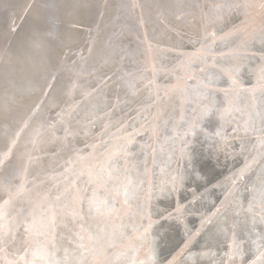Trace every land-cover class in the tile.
Segmentation results:
<instances>
[{
  "label": "bare ground",
  "instance_id": "bare-ground-1",
  "mask_svg": "<svg viewBox=\"0 0 264 264\" xmlns=\"http://www.w3.org/2000/svg\"><path fill=\"white\" fill-rule=\"evenodd\" d=\"M23 1L0 0V153L12 147V142L8 147V141L22 123L11 155L0 166V200L7 193L3 186L14 188L17 176L25 168L28 178L33 180L32 189L13 201L11 214L15 215L16 209L30 208V201L45 194L53 197L54 202L49 203L58 212L57 227L46 237H37L47 240L48 251L55 254L49 259L59 264H139L140 261L229 264L225 253L229 251L233 233L237 241H244V262L258 254L252 242L257 240V233L264 234L261 222L264 217V89L257 86L264 67V16H258L256 7L260 0H134L142 32L147 34L148 29L154 41L161 45L187 52L198 43L194 37L204 35L207 28L226 38L213 51L221 52L220 57L187 59L185 69L195 70L200 61L202 73L194 76L193 71L167 73L170 75L168 86L158 91L155 99L143 87L141 79L156 69L171 66L181 55L143 48L132 20L136 17L127 0H104L99 9L101 19L95 23L86 50L88 57L79 65H68L59 54L64 49L82 46L80 31L74 24L93 23L98 0H35L16 31L8 34L6 21L16 14ZM158 14L164 15V23L155 21ZM244 19L247 21L241 27H246L238 35L229 37L232 31L228 29ZM113 27L119 30V35H113ZM115 67L120 70L110 84L105 83L84 96H78L79 89H72L71 94L66 90L74 73L90 68L102 74ZM226 72L235 74L240 86L249 85L248 88L240 90L239 86L225 97L224 92L215 88L230 85ZM84 82L75 83L85 88L83 84L87 86L88 82ZM205 84L213 87L205 88ZM75 98L74 109L66 112L72 115L59 123L64 126L60 144L55 136L56 127L45 126L53 111L63 105L67 108ZM151 100L156 102L153 106L148 105ZM229 101L232 111L223 122L227 136L224 143L212 134L221 126L216 109L225 107ZM213 104V111L202 123L206 133L198 130L195 137L183 138L202 107ZM112 106V118L124 112L125 120L130 117L128 128L116 134L115 126L106 128V122L102 147L107 146V151L93 153L80 167L70 171L75 152L72 150L95 131L86 122L98 117L94 123L98 128L106 120L102 113ZM142 109L146 111L138 113ZM145 113L150 116L146 117ZM140 124L145 125L140 128ZM233 128H237L236 133ZM134 130L138 131L132 134ZM185 139L192 142L188 148L193 157L192 167L187 157L181 156ZM150 141L152 151L147 156ZM46 151L52 155L43 158L42 153ZM107 156H111V167L115 165L111 180L97 166ZM29 157L33 158L31 162ZM76 162L79 161L74 159L71 164ZM246 165L250 166L246 168ZM90 167L95 174L103 175L99 183H88ZM242 169L243 179L236 181L235 175ZM82 171L84 175H80ZM181 173L184 181L178 193L157 195L162 184L167 185ZM44 174L51 183L38 184L37 175ZM73 180L77 182L71 188ZM124 185H128L130 192L127 204L122 194L115 195L116 191L122 193ZM76 190L84 197L82 204L72 200ZM94 190L100 198H107L110 204L114 202L118 211L103 216L90 213L87 197ZM58 195L61 199L56 201ZM177 199L185 205L183 223L162 218L170 212L176 215L173 210ZM73 209L78 212L75 218L70 214ZM149 215L155 221L149 236L137 238L148 226ZM89 233L102 234L100 243L104 253L100 251V244L89 243ZM189 237H192L190 242ZM22 238L23 227L17 232V242H9L5 252L0 253V264L16 260L13 254L21 249ZM80 244L95 251H85ZM213 252L215 256L211 255ZM119 253L123 255L116 259ZM150 253L155 255L154 262L148 261Z\"/></svg>",
  "mask_w": 264,
  "mask_h": 264
},
{
  "label": "snow or ice",
  "instance_id": "snow-or-ice-1",
  "mask_svg": "<svg viewBox=\"0 0 264 264\" xmlns=\"http://www.w3.org/2000/svg\"><path fill=\"white\" fill-rule=\"evenodd\" d=\"M235 7H240V5H235ZM261 7L264 8V3L261 4ZM213 35H215L213 33ZM203 71V69H201ZM226 75H228L230 85L228 88H222L220 91L225 93V97L228 96L229 92L240 86V81L237 79L236 75L232 72H226ZM259 88L264 89V67L261 68L260 74L258 76V85ZM205 88L212 87L211 84H205ZM252 91H255V89H252ZM206 98V97H205ZM213 105H204L198 114L197 117H195L192 122L188 125V128L184 132V137L187 138L189 136L195 137L197 135V131L205 132L206 130L202 127V123L205 120L206 117H208L211 112L213 111ZM216 111L219 114V119L221 121V126L212 134L215 137L219 138L221 142L226 143L227 142V136L223 132V122H225L226 117L231 113L232 107H231V101L223 107L216 109ZM247 125V122H246ZM107 128V125L105 126ZM22 130V129H21ZM247 130V127L245 128ZM237 132V128H233V133ZM19 136V133H17V137ZM129 142H131V136L129 137ZM192 142L185 139L184 147L181 150V156L187 157L189 162V167H192V154L188 151V148ZM16 144V140L14 139L12 141V147H14ZM12 147L9 148V150L5 153H0V166H4L5 162L8 160L9 156L12 153ZM93 148H95V145H93ZM33 158L29 157V161L31 162ZM78 159H83L82 157H78ZM255 162V161H253ZM250 165H246V168ZM95 167V166H92ZM99 172L103 175H106L107 180L112 179V168H111V156H107L105 158L104 163H98ZM243 172L244 169L241 170V173L239 175V179H243ZM85 173L82 171L80 175H84ZM22 175H26V168L23 170ZM88 183H99L103 179V175H97L92 170L91 167L89 168L88 172ZM184 181L183 174H178L174 176L171 181L168 182L167 185L162 184L159 189L157 190V195L160 196H167L171 195L173 193H178L179 187L182 186ZM76 181H71V188L75 187ZM106 183V181H105ZM128 184H131V181L128 182ZM233 184H235V181H233ZM4 190L8 193V199L4 200L3 203H0V253L5 252L6 246L9 242L15 244L17 242V232L21 227H23V238L21 243V250L22 254L18 256L16 260H7L6 264H19L20 261L23 262V264H59V261H53L50 260V256H54V253H50L48 251V242L47 240L41 241L38 240L37 237H46L49 231L54 232L55 228L57 227V216L58 212L56 210V207L52 203H47V206H45L46 202L48 201L49 197L47 194L41 196L36 201H30L31 207L28 209L20 208L16 209V214H11L12 204L13 201L20 199L23 197L25 192L27 191L24 187V183H21L20 185L16 186L15 189L9 185L3 186ZM66 192L69 191V189L65 190ZM77 194L72 196V200L75 203L82 204L84 197L79 195V190H76ZM123 195L124 197V203L127 204L128 199L130 198V192L128 185L123 186L122 193L120 191H116L115 195ZM149 196L151 198V190L149 193ZM61 197L58 195L55 197L56 201H59ZM87 205H88V211L90 213H94L96 215H109L112 212L118 211L115 208V203L112 204L109 203L107 198H100L97 196L96 191H93V194L90 197H87ZM67 208V205L64 206ZM185 208V205H182L179 203V200L177 199L176 207L173 210L176 215L173 216V213H168L167 217H162L163 219H176L178 222L183 223V210ZM249 210H251V205L249 207ZM73 218H75L78 215V212L76 210H71V213ZM148 226L144 228L143 233L139 235L137 238H142L149 236L150 229L152 227V224L155 223V221H152L151 216H148ZM210 222V221H209ZM261 222L264 223V217L261 218ZM255 230V229H253ZM102 231V230H101ZM135 231V230H134ZM123 235V233H121ZM81 240L84 239L83 236L79 237ZM87 239L89 243L96 242L97 244H100V251L101 253L105 252V248L103 244H101L102 240V234H96L93 235L91 233L88 234ZM192 237H189L188 242H190ZM186 242V244L188 243ZM256 246V250L259 252V255L255 256L253 260H250L247 262V264H264V234L257 233V240L252 242ZM109 246H111L112 242L111 239L108 241ZM244 241H237L235 233H233V239L232 243L229 246V251L225 253V255L228 257L229 264H244V257L246 255L243 247ZM34 245V246H33ZM79 247L84 248L85 251H95V249L92 248H86L84 244H80ZM29 254L31 255V259H28ZM209 253H202V255H208ZM123 255V253H119L116 256V259H119V256ZM212 256H215V253H211ZM149 262L155 261V255L153 253L149 254L148 257ZM135 264V262H134ZM139 264H146L145 261H140Z\"/></svg>",
  "mask_w": 264,
  "mask_h": 264
},
{
  "label": "water",
  "instance_id": "water-1",
  "mask_svg": "<svg viewBox=\"0 0 264 264\" xmlns=\"http://www.w3.org/2000/svg\"><path fill=\"white\" fill-rule=\"evenodd\" d=\"M34 1L35 0H24L22 2V4L20 5L16 14L15 15L10 14L11 16L7 19L6 25H5V28H6V31L8 34L14 33L16 31V29L18 28L20 23L23 21L26 13L28 12L31 4ZM262 3H264V0L259 1V4H260L259 6H258V4L256 5V7L258 8L257 14H259L258 16H260V17L264 16V11H261L263 9L261 7ZM103 4H104V0H98V5H97L98 9L95 12V17H94L93 23H91L88 26L86 24H82V23H75L74 24V28L80 31V35H81V38L83 40V43H82V46H80V47L73 48V49H64L62 52H60V54H59L60 59L66 60L68 65H79V63H81L83 60L87 59L88 56H87L86 50L89 48L88 44L90 43L91 33L94 31V26L96 25L95 23H97L101 19V12H100L101 10H99V9L101 8V6L103 7ZM127 4L129 6V9L134 13V16L136 17V19H132V20L134 21V24L136 25V29L138 30V36L140 38L139 43L143 45V48L145 50H148V48H151L152 50H154V49L167 50V51L169 50L170 52H175L176 55H181L180 58L176 59L171 66L161 67L159 69H156L152 74H149L146 77V79H144V77L141 79L142 81H144L143 87H146L149 90L153 99L156 98V93L159 94L158 91L163 90L164 87L168 86V80H169L170 75H167V73L168 74L169 73H171V74L175 73L176 74L179 72L183 73L185 71V74L186 73L190 74L193 71V76H194V74L202 73V71H201L202 62L200 63V61L197 63L198 67H196L195 70H193V68L191 70L185 69L187 67V64H188L187 59L193 61L196 57L200 58V59H204L203 57H220V55L222 54L221 52L213 53V51L219 49L218 48L219 43H221L224 39L226 40V38H224V36H218V34L215 33L216 31L213 28H207L204 35H202L200 37L195 36L194 38L198 40V43L196 44L195 47H193V49H190L187 52L175 50L174 48H172L168 45H161L162 43H158L157 41H154V39L149 34L148 29H147V34L145 33V31L142 32L141 22L139 21L138 15L136 12L137 7L135 4V1L134 0H127ZM163 18H165L163 14H158L157 16H155V21L160 24L163 22ZM244 21L246 22L247 19L241 20L239 23L232 25L228 29V31H232L229 37H231L233 35H235V36L238 35L240 33L241 29H244L246 27V25L244 27H241L243 25ZM144 23H146V21H144ZM113 29L115 31L114 27L111 29V31H113ZM172 32H175V31H172ZM213 32L215 35H213ZM119 34H120L119 30H116L113 33L114 36L115 35L117 36ZM207 42H209V43H207ZM231 50L232 49L230 48L229 51H231ZM227 52H228V49L224 53L226 54ZM184 53H187V54H185V56H183ZM119 70H120L119 67H115L113 69L112 68L109 69L108 73L105 72L102 74H97L98 70H93L90 68L87 70L83 69V71H81V72L74 73V75H77V77H74V75L71 77L69 82L73 81V83L68 82V84H67L68 88L66 87L67 88L66 90L71 91L69 93V94H71V93H73L72 89H74V88L79 89V91H81V94H79L78 96H84L89 91L96 90L105 83L110 84V82L115 80V76L118 75ZM226 76L228 77V75H226ZM113 78H114V80H113ZM51 79L52 78L50 77L48 83L51 81ZM79 80L85 81L84 82L85 84H86V82H88L87 86L88 85L89 86L87 87L84 84H83V87H85V88H82V85L78 86L79 84L75 83V82H78ZM248 86L249 85H243V86H240L239 89L240 90L246 89V88H248ZM228 87L229 86H227V87L221 86V87H216L215 89L220 91V89L228 88ZM44 92L45 91H43L42 94ZM163 96H164V94H163ZM69 97H70V99H72V95H70ZM75 101H76V98H75L74 102H72L71 104H69V106H67V108L65 105H63L58 110L53 111V113L48 117L49 118L48 124L45 127H47V129L49 127H51L52 125H53V127H56L55 133H57V132L58 133L55 136H56V138H59L60 144L62 141V139L60 137L62 135L61 133L64 131V126L62 123L61 124H59V123L62 122L66 117H69L72 115V114L68 115L66 112L69 111L70 109H74V108H72V106L74 105L73 107H75V105L77 103ZM115 102H117V100L114 97V103ZM155 103H156L155 100H151V102L148 105L153 106ZM116 106H115V109H116ZM113 108H114V106L109 107L102 113V115L105 116L106 120H102V122L98 128H97L98 125L94 124L97 121L98 117H94L92 119H89L88 122H86V125H88L90 127V129H92V130L95 129V131H94V133L89 135V139H87L82 144L78 145L77 148L72 150V152L75 151L74 155H73L74 159H76L79 162L71 164V162L74 160V159H72V161H70V165H71V168H69L70 171L74 170L75 167H80L81 164L83 163L82 161H86L88 158L92 157L93 153H97L99 151L98 152L99 154H104V152L107 151V146L102 147V145L104 143L103 140H105L104 136H105V132H106V129H103V128H105L104 125L106 122H108L107 126H109V125L115 126L114 130H115L116 134L117 133L119 134L128 128V125H129L128 120L130 119V117L127 120H125V118H124L125 112H124L123 114L115 115L112 118L113 114L112 115H110V114L113 113L112 112ZM145 111H144V109H142L141 111H138V113L145 112ZM131 116H132V114H131ZM145 116L148 117L150 115H147L145 113ZM142 123H145V122H142ZM145 124H140L139 127L142 128ZM21 125H22V123H21ZM21 125L18 126V129L20 128ZM53 127H51V128H53ZM139 127H138V129H139ZM18 129L13 130V138L8 141V147H9L10 143L17 137V130ZM137 131L138 130H134L132 132V134L136 133ZM127 135H129V133H127ZM114 136H113V138H114ZM254 137H257V134H255ZM115 139H117V138H115ZM56 145H58V144H56ZM93 145H95V148H93ZM151 145H152V141H150V143H148V145H147L148 146L147 156H148V154L150 155V153L152 151ZM30 152H31V150H30ZM42 154H43V156H42L43 158L50 157L52 155L51 151H46ZM65 156H67V154ZM78 157H82L83 159H78ZM36 158H38V156ZM71 158H72V156L69 157V159H71ZM26 161L28 162V160H26ZM26 161H24V168L26 166ZM95 165H97V164H95ZM111 168H112V172H113L115 165L112 166ZM28 174H29L28 171H26V175H22L20 173L16 178L15 187L20 185L21 183H24L25 189L27 191H31L32 188L30 187V184L33 182V180L28 178ZM45 175H47V174L37 175L38 184L50 182L49 176L47 178ZM239 175H240V172L235 175V177L237 178L236 181L240 180L238 178ZM75 181L77 182V180H75ZM78 181H79V179H78ZM70 185H71V182H70ZM15 187L13 188V190L15 189ZM7 198H8V193H6L5 196L2 198V200H0V203H3V201L7 200ZM52 198L53 197H50L49 200L46 202V204L49 202H54V200ZM11 212H12V210H11ZM20 254H22L21 249L17 253L13 254V258L17 259ZM257 255H259V252L255 256H257ZM255 256L251 257L249 260L244 262V264H247L248 261L253 260L255 258Z\"/></svg>",
  "mask_w": 264,
  "mask_h": 264
}]
</instances>
